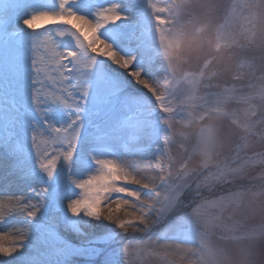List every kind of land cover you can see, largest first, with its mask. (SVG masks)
I'll list each match as a JSON object with an SVG mask.
<instances>
[{
  "label": "snow or ice",
  "instance_id": "6c2138e0",
  "mask_svg": "<svg viewBox=\"0 0 264 264\" xmlns=\"http://www.w3.org/2000/svg\"><path fill=\"white\" fill-rule=\"evenodd\" d=\"M6 7L0 148L16 163L0 176V264H264V226L235 219L264 215L250 174L264 167V0Z\"/></svg>",
  "mask_w": 264,
  "mask_h": 264
},
{
  "label": "rangeland",
  "instance_id": "374dc122",
  "mask_svg": "<svg viewBox=\"0 0 264 264\" xmlns=\"http://www.w3.org/2000/svg\"><path fill=\"white\" fill-rule=\"evenodd\" d=\"M18 1L20 0H0V20L4 19L6 16H10L13 12V9L10 7H6V6H14L15 4L18 3ZM5 39V36L3 33H0V49H2L3 47V41ZM235 52V50H234ZM241 59V54L236 53L235 55V59L233 61V70H235V62ZM196 66V62H193V67ZM242 72L246 71V69H240ZM220 84H227V85H231L233 83H237L233 80H231L230 77H221L218 81ZM131 90V89H129ZM225 126L227 127V124H225ZM198 129L197 128H192L189 129L187 131H190L192 133V139L188 144V148L189 150L191 149L192 144L195 142V133ZM3 128L2 126H0V136H3ZM173 154L176 155L178 157L177 160V165L179 163V160L183 158L184 153L180 152L178 146H174L173 147ZM151 158V157H149ZM196 163H198V158H196L195 160H193L192 164L195 165ZM148 171L150 172V179L155 175V168H151L148 169ZM261 173H264V167H256L254 169L250 170V174L252 176L257 177L255 180L252 181V183L254 185L257 186V188L260 187V185L264 184V180L260 179V175ZM237 184H245L246 182L243 181H238ZM229 188H232V190H236V188L234 186L231 185H227L225 186V188L223 190H218L216 193H208L207 191L205 192V195L209 196L210 198H213L215 195L220 194V191H224V193L226 194L227 190ZM249 197L245 198V204L247 205V201H248ZM261 200H264V197L260 198ZM256 205H252L250 208L246 207V209L244 210L243 215H241L240 213H237L235 216V219H240L244 222L246 228L248 229H259L260 227L264 226V215H262L259 211L255 210ZM226 216L228 215L227 213L225 214ZM174 215L169 217V220L171 221L172 219H174ZM228 223H231V221H228ZM106 224V222H105ZM109 227H114V225H108ZM2 227V226H0ZM165 225L161 224L157 229H154V231H159L161 228H164ZM61 234L63 235V229H60ZM85 231H89L87 228H85ZM96 231V230H95ZM119 231V230H118ZM97 234H100L96 231ZM129 236L135 239H139L140 237L143 236L142 233H129ZM70 239L73 240L74 243H76L77 241L75 240V237H70ZM213 240L217 245L226 247L228 249H233L235 248V242L233 241H224V240H219L216 236H213ZM264 243V242H262ZM100 247H105L104 245H100ZM109 250H111L112 248L117 247V245H110L107 246ZM24 251V250H21ZM29 255H32L34 258H36L37 260H44L45 258H47V250L44 248H40L39 250H35L32 251L30 253H26ZM103 256L98 257L97 260H102ZM75 264H86V258L85 257H75ZM145 264H159V261H157L154 258H148L145 262Z\"/></svg>",
  "mask_w": 264,
  "mask_h": 264
},
{
  "label": "bare ground",
  "instance_id": "6f19581e",
  "mask_svg": "<svg viewBox=\"0 0 264 264\" xmlns=\"http://www.w3.org/2000/svg\"><path fill=\"white\" fill-rule=\"evenodd\" d=\"M121 71H123V70H121ZM129 91H131V90H129ZM132 159H139V157H132ZM15 163H16V158L13 156H10L6 149L0 148V176H4V175L8 174L11 171L12 166ZM141 175H143L146 179H150V177H151L148 169H146L143 173H141ZM9 179L15 180L16 178L15 177H9ZM129 187L139 188V185H129ZM77 191H79V190H77ZM112 207L115 208V205L113 204ZM105 212H106V210H105ZM118 215L120 216V218H124L125 213L123 211H121ZM105 222L108 225H112L108 221H104V223ZM96 231L98 233H101L102 230L98 228V229H96Z\"/></svg>",
  "mask_w": 264,
  "mask_h": 264
}]
</instances>
